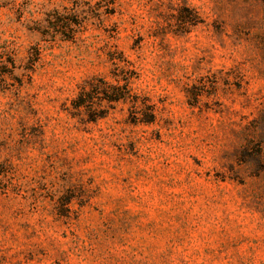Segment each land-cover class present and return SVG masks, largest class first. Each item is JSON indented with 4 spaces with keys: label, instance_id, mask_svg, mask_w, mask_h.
Returning <instances> with one entry per match:
<instances>
[{
    "label": "rangeland",
    "instance_id": "obj_1",
    "mask_svg": "<svg viewBox=\"0 0 264 264\" xmlns=\"http://www.w3.org/2000/svg\"><path fill=\"white\" fill-rule=\"evenodd\" d=\"M0 264H264V0H0Z\"/></svg>",
    "mask_w": 264,
    "mask_h": 264
},
{
    "label": "trees",
    "instance_id": "obj_2",
    "mask_svg": "<svg viewBox=\"0 0 264 264\" xmlns=\"http://www.w3.org/2000/svg\"><path fill=\"white\" fill-rule=\"evenodd\" d=\"M72 13L77 14L78 12L76 9H74ZM49 17H51L48 21L49 29L54 33V35H61L64 40L68 39L66 34L72 32V30L68 28L67 22H65V18L63 20H60L61 15L56 11ZM85 19L86 18L83 17V22L85 21ZM114 79L115 81L119 80L118 76H115ZM99 82L103 85V87H100L94 83L83 85L81 91L76 97V100L74 101V109L80 110L81 108H85L87 110L88 107H91L93 105L92 96L95 94V92L100 96L101 101L105 102H118L119 100L124 99V95L121 96L120 94H118V90L116 88L105 86L107 84H103L104 82L102 80H99Z\"/></svg>",
    "mask_w": 264,
    "mask_h": 264
}]
</instances>
